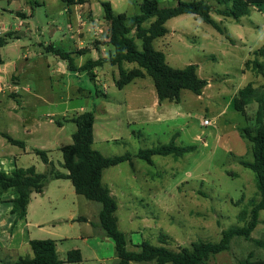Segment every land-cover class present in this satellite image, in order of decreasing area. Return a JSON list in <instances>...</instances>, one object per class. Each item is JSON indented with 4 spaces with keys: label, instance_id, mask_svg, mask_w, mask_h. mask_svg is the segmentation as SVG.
I'll return each mask as SVG.
<instances>
[{
    "label": "rangeland",
    "instance_id": "374dc122",
    "mask_svg": "<svg viewBox=\"0 0 264 264\" xmlns=\"http://www.w3.org/2000/svg\"><path fill=\"white\" fill-rule=\"evenodd\" d=\"M86 1L67 6L62 0H0V38L8 41L0 50L4 60L0 133L24 141L27 151L0 136V159L13 156L18 168L34 167L43 173L48 167L33 153L41 149L57 170L65 172L59 148L72 143L76 126L68 120L83 112L94 114L93 148L107 157L168 144L177 133V144L195 150L180 158L154 156L151 165L133 158L130 164L104 172L102 181L117 202L115 215L126 249L137 251L143 241L161 246L159 236L166 235L165 247L176 251L199 240L217 242L222 231L244 226L248 202L258 196L253 172L239 163L252 157L248 142L238 133L246 121L234 110L233 98L248 83L264 89V77L251 71L250 65L245 67L264 46V5L251 8L238 21L212 14L222 33L190 14L165 23L167 33L155 39L153 47L165 55L170 67L196 65L198 77L208 85L200 96L183 90L179 103L161 102L171 111L157 121L153 112L160 107H155L158 100L149 76L118 89L115 66L104 63L91 80L85 72L68 71L66 62L47 53L49 45L76 52L77 67L90 59L107 60L113 49L107 44L108 23L101 3L109 2L115 14L131 17L139 14L142 0ZM177 1L156 0L161 8L173 7ZM256 109L252 102L246 116L253 118ZM24 129L30 133L26 135ZM5 195L11 197L0 194ZM100 209L99 203L75 194L69 180L49 179L43 195L32 198L28 217L38 225L28 226L29 237L56 241L61 261L68 251L80 250L82 262L77 264H116L114 243L99 224ZM243 211L245 220L240 217ZM259 221L250 239L233 238L229 251L209 257L205 264H237L247 257L264 260V246L257 243L264 245V212ZM12 230L0 235V264L32 255L29 245L18 254L9 253L6 242Z\"/></svg>",
    "mask_w": 264,
    "mask_h": 264
},
{
    "label": "trees",
    "instance_id": "16d2710c",
    "mask_svg": "<svg viewBox=\"0 0 264 264\" xmlns=\"http://www.w3.org/2000/svg\"><path fill=\"white\" fill-rule=\"evenodd\" d=\"M62 1L67 6L84 5L87 2L86 0ZM261 5H264V0H178L173 7L161 8L156 0H142L139 4V14L128 17L125 14H115L109 2H102L103 18L108 23L107 44L113 49L107 60L90 59L77 67L72 52L53 45L47 46L46 51L66 62L68 71L85 72L91 80L96 78L95 69L104 63L115 66L118 71L115 85L118 89H122L134 79L147 75L153 81L159 103L167 101L177 104L180 102V94L183 90L200 96L208 83L198 77L196 65L190 64L183 68L170 67L165 55L153 47L155 39L166 35L165 23L172 18L190 14L200 17L204 23L222 33L223 30L214 21L212 14L238 21L241 17L247 16L251 8ZM151 18L153 21L149 26H144ZM6 43V39L0 38V49ZM253 55L255 58L247 60L245 67L248 68L250 65L251 71L264 77V46L256 50ZM126 63H133L136 67L128 70L124 67ZM2 64L3 60L0 55V65ZM252 102L256 103L257 109L255 116L249 118L245 110ZM233 108L245 117L246 126L239 128L238 133L248 142L252 160L241 159L239 163L253 172L258 198L248 202L250 209L245 225L222 231L219 241L199 240L192 243L190 247H182L175 251L165 247L167 245L166 235H160L161 246H154L143 241L137 251L126 249L125 234L118 229L115 215L117 202L109 188L102 183L103 172L122 163L130 164L133 158L140 159L149 165L152 164L154 156L180 158L195 150V146H180L171 140L168 144L141 149L134 155L126 153L106 157L93 148L95 118L92 112H83L68 120L76 126V130L72 134V143L59 148L62 156L60 167L65 172L57 170L50 161L48 152L41 149H33V153L48 167V171L37 173L34 167L15 168L9 173L0 170V194L10 193L12 197L9 203L11 204L10 214L14 217L13 226L17 221L25 219L31 194L42 193L49 179L69 180L75 194L101 205L98 214L99 224L106 237L114 243L116 264H130L131 262L205 264L209 257L229 251L233 238L250 239L251 232L260 223L259 214L264 211V89L248 83L234 96ZM56 124L62 126L59 122ZM0 135L11 145L19 148L25 147V143L21 140H16L4 133ZM245 215L243 211L240 217L245 220ZM261 224L264 225V221H261ZM28 245L31 256H19L14 262L7 261L3 264H77L82 262L80 250H70L66 253L64 261L59 260L54 240H31ZM237 264H264V260L247 257Z\"/></svg>",
    "mask_w": 264,
    "mask_h": 264
},
{
    "label": "crops",
    "instance_id": "0c3cea01",
    "mask_svg": "<svg viewBox=\"0 0 264 264\" xmlns=\"http://www.w3.org/2000/svg\"><path fill=\"white\" fill-rule=\"evenodd\" d=\"M20 14H22L21 12H16V15L17 16H20ZM24 15V14H23ZM221 17V16H220ZM223 18V17H221ZM215 21V20H214ZM8 43V41H6ZM6 43V44H7ZM5 44V45H6ZM110 47V46H109ZM61 48V47H60ZM63 49V48H62ZM1 50V49H0ZM95 51H97L98 49H94ZM68 52H72V57L76 55V52H73V51H68ZM92 52V50L90 51ZM88 52V53H90ZM110 54V52H109ZM0 55H1V52H0ZM80 55H83V53H80ZM77 56V55H76ZM109 56V55H108ZM2 58V57H1ZM101 58V57H100ZM98 59V58H97ZM104 59V58H102ZM3 60V59H2ZM93 60H96V59H93ZM106 60V59H104ZM3 64H4V60H3ZM2 64V65H3ZM0 65V66H2ZM1 73V71H0ZM236 95V93H235ZM234 95V96H235ZM155 107L159 106L160 109L156 108V110H154L153 114L154 116L156 117V120H160V116L163 117L166 112L167 114H170V109L169 108H162L161 106V103H159L158 101H156L155 103ZM146 114H148V112H146ZM145 115V114H144ZM143 115V116H144ZM149 119V118H148ZM206 120H204L205 122ZM207 124H209V122L207 121ZM24 132L26 135H28L30 132L26 129H24ZM171 132V131H170ZM169 132V133H170ZM145 135V134H144ZM151 135V134H150ZM155 135V134H153ZM1 136V135H0ZM2 137V136H1ZM178 137V134L175 133L173 134L172 136V140L174 141V143L176 145H179L175 142L176 138ZM3 138V137H2ZM13 138V137H12ZM15 139V138H14ZM6 140V139H5ZM18 140V139H16ZM22 141V140H21ZM24 142V141H23ZM25 143V142H24ZM93 144H94V134H93ZM180 146H183V145H180ZM156 147V146H155ZM26 148V143H25V147L24 148H20L23 150V153H26L27 151L25 150ZM246 149L244 150L243 149V152L242 153H245ZM107 157V156H106ZM16 157H13V156H10V157H5V158H1L0 159V170L1 171H4L6 173H9L11 171H13L15 168H18L17 167V164H16ZM105 172V171H104ZM104 172H103V175H104ZM103 175H102V180H103ZM61 180V179H59ZM103 183V181H102ZM104 184V183H103ZM105 185V184H104ZM38 195H43V191L42 193L40 194H36V193H32L31 196H30V201H29V204L27 206V213H26V217L25 219L23 220H20V221H17L16 224L13 226V222H14V217L10 214V210H11V204L9 203V200L12 198V197H9L8 196H0V235L4 232H8L10 230H12L13 232L10 234V236L8 237V242H6V249H8L9 253H20V248L24 247L25 245H28L29 241L33 240L29 237V232H28V229L30 225H38V223H31L29 221V217H28V214H29V210H30V207H31V203H32V198L34 196H38ZM264 212V211H262ZM79 220H82V219H79ZM74 219H72V217L70 216V220L69 222H73ZM20 222H23V226H20ZM3 235V234H2ZM82 240L85 241V238H81ZM56 242V241H55ZM4 247V246H3ZM56 249H57V243H56Z\"/></svg>",
    "mask_w": 264,
    "mask_h": 264
},
{
    "label": "built area",
    "instance_id": "2783aa9c",
    "mask_svg": "<svg viewBox=\"0 0 264 264\" xmlns=\"http://www.w3.org/2000/svg\"><path fill=\"white\" fill-rule=\"evenodd\" d=\"M204 124H207V121H205Z\"/></svg>",
    "mask_w": 264,
    "mask_h": 264
}]
</instances>
